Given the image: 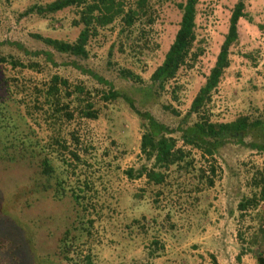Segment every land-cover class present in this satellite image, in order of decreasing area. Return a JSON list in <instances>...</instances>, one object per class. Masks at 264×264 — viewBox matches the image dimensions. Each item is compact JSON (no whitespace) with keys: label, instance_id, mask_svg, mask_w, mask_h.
I'll return each instance as SVG.
<instances>
[{"label":"trees","instance_id":"obj_1","mask_svg":"<svg viewBox=\"0 0 264 264\" xmlns=\"http://www.w3.org/2000/svg\"><path fill=\"white\" fill-rule=\"evenodd\" d=\"M165 1L34 3L21 15L61 26V18L55 16L67 11L70 26L80 28L77 36L67 41L31 32L29 36L44 48L29 49L11 41L13 51L8 52L3 47L6 41H0V163L34 167L33 191L49 193L55 201L68 198L73 208L71 223L58 238L54 253L43 257L44 264L98 263L95 249L108 240L112 242L115 235L124 237L125 246L139 241L147 246V264L161 257L166 234L171 233L173 239L180 235L177 223L195 214L205 217L207 207L202 199L222 176L217 160L226 146L254 152L240 162L248 193L236 208L241 224L244 217L261 219L259 238L264 244V111L218 121L213 119L211 107L213 94L230 65V50L238 41V22L245 16L247 0L234 4L215 63L187 111L181 116L170 102L161 103L165 111L180 118L175 126L137 107L131 97L86 65L94 56L92 49L102 47L113 34L119 39V51L126 48L137 64H146L159 48L155 26ZM197 3L175 2L181 14L178 28L161 63L142 87L156 100L170 96L172 101L183 103V77L191 81L197 74L204 52L196 45ZM114 42L108 48L109 57ZM107 64L110 66L111 61ZM113 70L135 85L145 84L132 69L116 66ZM119 103L140 122L142 131L135 143L143 158L139 166L122 168L120 161L129 152L127 146L98 135L92 125ZM121 180L128 184L141 180L143 185L124 195ZM122 204L124 209L140 210V214H123L118 210ZM0 220H12L4 216L1 207ZM21 248L20 243L1 238L0 264H22ZM252 250L256 263L264 264V248Z\"/></svg>","mask_w":264,"mask_h":264},{"label":"rangeland","instance_id":"obj_2","mask_svg":"<svg viewBox=\"0 0 264 264\" xmlns=\"http://www.w3.org/2000/svg\"><path fill=\"white\" fill-rule=\"evenodd\" d=\"M49 1L52 0H0V41H6L3 45L6 52L13 51L11 41L29 49L44 48L42 43L29 36L31 32L67 41L77 36L80 28L70 26L71 16L67 11L55 16L61 18V26L60 23L52 26L36 16L21 15L31 4ZM181 1L184 0H168L161 5L155 26L159 48L145 60L146 64H137L126 48L124 52L119 51V39L114 34L102 47L92 49L94 56L86 64L110 80L115 89L131 97L137 107L150 111L158 120L171 126L177 125L180 118L165 111L161 103L170 102L181 111V116L187 111L205 75L215 63L237 0H198L196 45L201 46L204 52L198 62L195 78L187 81V77H183L186 92L183 103L178 104L170 96L165 100H156L154 96L146 95L142 87H146L144 85L148 83L149 76L161 63L174 38L181 16L175 2ZM244 12L245 16L238 22V41L230 50V65L213 94L211 107L214 120L230 121L239 115H257L264 111V0H247ZM113 41L116 44L109 57L108 48ZM108 60L111 61L110 66ZM116 66L132 69L143 78L145 84L138 86L119 77L113 70ZM74 75L73 72L71 76ZM92 125L98 135L110 136L127 146L129 152L120 161L122 168L139 166L143 162L135 145L142 131L140 122L125 104L119 103ZM252 153L237 146H226L221 150L217 163L221 166L222 176L202 199L207 207L205 217L199 218L195 214L177 223L180 235L173 239L171 233H167L163 255L148 264H257L252 249L258 246L264 248L258 229L261 219L244 217L241 224L236 208L238 201L248 193L240 162L254 156ZM34 171L35 168L27 164L7 166L0 163V207L4 216L12 219L11 222L0 220V239L7 238L13 244H21V249H24L20 252L22 264H44L43 257L54 253L58 238L73 218L72 203L68 198L55 201L49 193L33 191ZM121 182L123 185L120 187L126 189L124 195L130 189L143 185L141 180L131 184L125 180ZM124 207L125 204H122L118 208L123 214H140V210ZM261 208L264 209V203H261ZM111 241L95 249L96 261L99 262L94 264H147V246L144 247L142 242L125 246L126 240L122 235H115ZM28 251L31 255H28Z\"/></svg>","mask_w":264,"mask_h":264}]
</instances>
